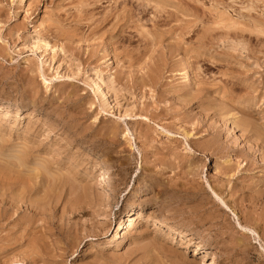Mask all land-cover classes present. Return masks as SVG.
Instances as JSON below:
<instances>
[{
  "label": "rangeland",
  "instance_id": "obj_1",
  "mask_svg": "<svg viewBox=\"0 0 264 264\" xmlns=\"http://www.w3.org/2000/svg\"><path fill=\"white\" fill-rule=\"evenodd\" d=\"M263 156L264 0H0V264H264Z\"/></svg>",
  "mask_w": 264,
  "mask_h": 264
},
{
  "label": "bare ground",
  "instance_id": "obj_2",
  "mask_svg": "<svg viewBox=\"0 0 264 264\" xmlns=\"http://www.w3.org/2000/svg\"><path fill=\"white\" fill-rule=\"evenodd\" d=\"M23 1H24V0H20V2H23ZM99 25H100V24H99ZM88 78H89V77H88ZM89 79H93V77H92V78H89ZM91 81H92V84H91V82H90V84L93 85L92 88L94 87V89H95L94 92L97 93V95L99 96V98L101 97V98H100V99H101V102L104 103V102L106 101V95H105L106 92H104L105 86H104V89H103V85H104V84L102 83L101 80H97V79H96V80L93 79V80H91ZM98 96H97V97H98ZM28 97H30V96H28ZM102 106H103V105H102ZM25 115H26V114H25ZM29 146H30V145H29ZM32 148H33V146H32ZM44 156H45V155H44ZM45 157H46V156H45ZM263 157H264V156H263ZM46 158H47V157H46ZM56 166H57V165H56ZM37 168H38V167H37ZM67 169H68V168H67ZM106 170H107V169H106ZM50 173H51V172H50ZM63 173H64V172H63ZM104 173H105V172L102 170V171L100 172V175H102V174L104 175ZM42 174H43V173H42ZM5 175H6V174H5ZM7 175H8V174H7ZM66 176H67V175H66ZM68 176H69V175H68ZM44 177H45V176H44ZM106 178H107V176H106ZM55 180H56V179H55ZM69 181H70V180H69ZM64 182H65V181H64ZM70 188H71V187H70ZM59 190H60V189H59ZM68 192H69V191H68ZM4 193H5V192H4ZM40 193H41V192H40ZM87 193H88V192H87ZM88 194H90V193H88ZM214 194H215V193H214ZM27 195H28V194H27ZM27 195H26V196H27ZM6 198H7V197H6ZM25 198H26V197H25ZM96 198H97V197H96ZM49 199H50V198H49ZM91 199H92V198H91ZM97 199H98V198H97ZM14 200H15V199H14ZM0 201H1V200H0ZM10 201H11V200H10ZM90 201H92V200H90ZM22 202H23V201H22ZM13 204H14V203H13ZM237 204H238V203H237ZM15 205H16V204H15ZM9 206H10V205H9ZM30 206H31V205H30ZM251 217H252V216H251ZM135 218H136V217H135ZM135 218H134V219H135ZM256 223H257V222H256ZM156 224H161V225H162V223H161V222H158V221L156 222ZM117 226H118V228L121 227V222H118V225H117ZM185 237H186V238H185L186 241H189V240H191V239L193 238L192 236H189V235H186ZM196 245H197L196 247H197L198 249H201V248L204 247L202 244H196ZM156 250H157V249H156ZM18 263H19V262H18ZM21 264H22V263H21Z\"/></svg>",
  "mask_w": 264,
  "mask_h": 264
}]
</instances>
